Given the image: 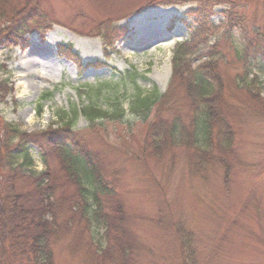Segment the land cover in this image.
Returning a JSON list of instances; mask_svg holds the SVG:
<instances>
[{"label":"rangeland","instance_id":"374dc122","mask_svg":"<svg viewBox=\"0 0 264 264\" xmlns=\"http://www.w3.org/2000/svg\"><path fill=\"white\" fill-rule=\"evenodd\" d=\"M203 5L214 25L229 14L242 21L249 40L254 30L264 36V0H0V85L8 89L0 100V121L20 133L61 136L71 107L109 112L93 124L79 116L72 130L99 158L114 193L99 195L108 229L97 231L82 220L80 207L63 215L59 224L70 221L52 246L54 264H264V67L257 73L258 100L252 101L235 84L243 75L236 48L218 40L214 52L224 57L220 93L227 103L219 116L230 117L234 128L228 146L218 139L207 150L160 147L148 132L175 120L189 129L190 114L173 106L181 89L169 83L173 52L188 39L181 20ZM11 11L15 16L8 20ZM33 11L43 18L11 44L9 35ZM107 27L123 34L110 47L102 33ZM238 39L234 31L236 45ZM69 52L97 64L77 67ZM127 73L136 74L142 95L164 94L172 110L159 109L157 120L156 106L146 118L128 111L136 90ZM112 98L124 116L113 117ZM30 154L36 171L58 174V200L67 205L76 188L59 160L46 155L45 168L36 148Z\"/></svg>","mask_w":264,"mask_h":264},{"label":"trees","instance_id":"16d2710c","mask_svg":"<svg viewBox=\"0 0 264 264\" xmlns=\"http://www.w3.org/2000/svg\"><path fill=\"white\" fill-rule=\"evenodd\" d=\"M192 13L181 20L188 31V39L178 44L173 52V72L169 83L171 88L176 85L181 89V99L179 103L174 101L173 106H182L184 113L190 114L189 129L182 130V125L175 120L171 126L159 122L152 126L153 131L148 132L153 143L160 147L167 143L172 147L184 145L194 150L198 147L207 150L218 139L219 144L228 146L234 133L230 117H224L223 112L219 116L222 107L227 110V103L220 93L223 86L219 66L224 57L221 58L218 49L214 52L218 40H230L232 47L236 48L235 58L241 65L243 75L236 78L235 84L250 100L255 101L258 100L256 93L259 89L257 73L261 74L264 67V36L254 30L255 38L249 40L242 21H235L229 14L226 15L227 21L214 25L211 20L213 14L204 5ZM39 14L33 11L23 18L22 24L9 35V42L14 44L21 41L24 34L30 32L29 26L41 21L43 17ZM7 15L10 20L15 13L11 11ZM223 30L225 34L219 39ZM234 31L239 36L237 45L232 40ZM102 33L106 38L104 45L108 47L112 40L123 35L120 29L109 27ZM68 56L80 68L97 64H84L77 53L69 52ZM195 60L200 61L199 65L192 68ZM113 71L115 76L120 77L121 73ZM125 77L130 78L136 90L134 98L128 102V111L142 112L143 118H146L152 113V107L156 106L154 116H157V120L160 119L157 113L159 109L162 112L165 108L172 110L171 101L164 94L158 96L152 92L142 95L136 85V74L127 73ZM7 91L4 85H0V100ZM82 96L84 93L79 91V97ZM108 101L115 103L116 113L113 117L124 116L125 111L118 100L112 98ZM108 113L99 106L71 107V119H67L60 129L61 136L20 133L13 125L0 121V264H54L52 246L63 236L70 219H66L63 226L59 221L63 215L79 207L82 220L94 224L97 231L108 229V221L100 216L102 202L99 195L112 197L114 193L105 183L99 158L87 150L72 132L79 116L93 124L98 119L108 117ZM31 148H36L42 154L45 166V156L48 154L59 160L60 170L76 188L75 196L67 200V205L63 200H58L60 177L47 168L37 172L30 154Z\"/></svg>","mask_w":264,"mask_h":264},{"label":"bare ground","instance_id":"6f19581e","mask_svg":"<svg viewBox=\"0 0 264 264\" xmlns=\"http://www.w3.org/2000/svg\"><path fill=\"white\" fill-rule=\"evenodd\" d=\"M171 44H172L171 41H169V42H168V46L171 45ZM76 50H77V49H76ZM83 58H84L85 60H87V57H85V55L83 56Z\"/></svg>","mask_w":264,"mask_h":264}]
</instances>
